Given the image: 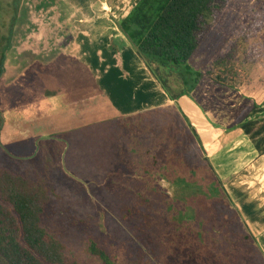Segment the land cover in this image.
Masks as SVG:
<instances>
[{
    "label": "rangeland",
    "instance_id": "1",
    "mask_svg": "<svg viewBox=\"0 0 264 264\" xmlns=\"http://www.w3.org/2000/svg\"><path fill=\"white\" fill-rule=\"evenodd\" d=\"M101 2L102 6H111L109 0H0V48L5 35L19 34L21 41L30 35V28L37 32L38 20L49 25L45 18L34 15L49 4L65 14L58 18L64 27H56V32L72 26L70 31L75 33L71 37L77 36L78 29L92 34V37L86 34L80 44V54H75L87 65L88 74L96 81L109 114L102 122L64 133V127L57 129L54 120L48 119L53 113L46 110L49 109L47 100L29 107L25 117L17 118L14 106L19 96L16 98L12 93L16 86L10 76L13 68L7 69V74L0 77V113L4 119L0 134V175L3 172L22 175L32 187L39 185L48 190L49 206L42 217V226L48 235L60 241L69 262L183 264L180 260L166 262L167 251L163 245L156 237L151 241L149 234L142 232L140 225L149 206L147 202L145 205L144 202L132 203L140 176L132 171L129 162H121L126 159L122 154L128 152L148 159L157 155L168 168L176 167L179 175L190 179L188 186L160 182L163 196L175 199L178 192L179 197L189 199L176 201L180 204L175 205L173 213L180 212L178 208L187 209L185 201L190 203L195 224L203 223L197 230L205 239L211 236L206 230L215 229L211 224L220 225L214 247L209 248L227 258L221 257L216 264H264V236H255L248 228L251 240H244L245 228L241 223L246 224V219L235 203L231 207L223 204L225 197L219 189L223 185L228 196L231 187L237 189L231 186L232 182L228 183L230 177L236 184L247 174L249 184L253 182L254 168L245 174L243 170L253 163L251 160L256 153L245 155L255 147L248 137L240 135L238 128L232 129L247 100L236 89L216 86L206 77L191 94L180 97L179 92L184 89L180 74H164L158 70L171 89L170 96L177 100L171 101L120 28L121 32L117 29L118 21L123 19L119 13L116 18L102 13L104 17L95 19L93 9ZM232 15L228 12L215 23L207 49L220 48L231 33ZM108 26L117 28L109 31ZM50 40L55 42L53 38ZM8 43L11 46V38L6 46ZM16 49L14 47L12 52L17 57L10 56L11 62L21 64V71L28 74V66L22 64V60L34 62L35 54ZM147 82L152 83L147 86ZM159 93L166 102L157 99ZM37 107L40 112L35 116ZM37 120L41 125L46 123L47 128L34 126ZM131 144L139 145L138 153L129 149ZM237 151L239 157L234 155ZM175 153L177 157L172 156ZM220 153V160L227 158L221 165L217 161ZM242 163L246 165L241 167ZM210 177L222 185H217L213 179L210 184ZM133 208L145 212L144 217L130 213ZM202 214L204 217L199 218ZM226 214L231 218H226ZM234 226L239 228L237 233Z\"/></svg>",
    "mask_w": 264,
    "mask_h": 264
},
{
    "label": "trees",
    "instance_id": "2",
    "mask_svg": "<svg viewBox=\"0 0 264 264\" xmlns=\"http://www.w3.org/2000/svg\"><path fill=\"white\" fill-rule=\"evenodd\" d=\"M228 12L233 14L231 33L219 49H207L215 23ZM118 24L171 101L176 98L170 96L171 89L158 70L164 74H180L184 86L179 92L180 97L191 94L204 77L216 86L236 89L245 97L247 105L232 129L239 127L259 154H264V0H143ZM4 58L1 54L0 76ZM154 89L160 91L155 86ZM157 99L166 102L161 93ZM138 147L129 145L135 154ZM122 155L126 159L121 162H129L132 171L140 176L132 203L144 202L145 205L147 202L149 206L144 223L140 225L142 232L148 233L151 241L156 237L163 245L167 251L166 262L216 264L221 257L227 258L209 248L214 247L220 225L211 224L215 229H207L206 233L211 236L205 239L197 230L203 223L195 224L194 211L189 210L193 206L186 203L189 199L179 197L178 192L172 199L160 191V182L164 180L172 185L188 186V176L179 175L176 167L168 168L157 155L151 159L138 154L134 157L129 152ZM172 156L177 157V154ZM198 165L202 166L201 163ZM26 178L11 172L0 175V264H76L66 259L60 241L48 235L42 226V217L49 206L48 190L39 185L32 187ZM213 178L209 179L210 184ZM213 180L217 185L221 184L217 179ZM221 187L220 194L225 197L223 204L233 206L223 185ZM183 198L187 209L178 208L180 212L175 215L173 209ZM130 213L142 215V218L145 215L136 208ZM203 217L202 214L199 218ZM226 218L231 217L226 214ZM241 224L245 228L244 240H251L247 225ZM234 227V233H237L239 228ZM98 253L104 257L102 251Z\"/></svg>",
    "mask_w": 264,
    "mask_h": 264
},
{
    "label": "crops",
    "instance_id": "3",
    "mask_svg": "<svg viewBox=\"0 0 264 264\" xmlns=\"http://www.w3.org/2000/svg\"><path fill=\"white\" fill-rule=\"evenodd\" d=\"M109 1L110 7L102 6L104 3L101 2L99 3L100 5L97 6V9H93L96 11V20L105 16L102 13H110L109 17L112 18H116L117 12L120 18L128 17L138 6V3L143 0ZM49 5L43 6V10H39L34 14L36 18H45L46 22L49 21V25H46L47 23L44 25L41 19V21L38 20L37 22H39V24L36 26L38 27L37 32H34L32 28L28 27L31 29V32L25 40L20 41L19 34L11 37L5 35L1 38L3 47L0 48V50L3 51L1 53L5 56L3 74H7V69L13 68V70L11 68L12 71L10 70L12 73L10 76H13L12 79L16 83V86L13 87L12 93H15L16 98L19 96L16 102L17 106H14V111L16 115H18L17 118H21L22 116L25 117L26 110H28L29 107L32 108L34 105L38 106L41 101L47 100L46 103H48L49 109L46 110L47 112L52 111L53 113L51 114V116H53L48 119L54 120L55 128L62 129V127H64L63 133L68 131L72 132V130L80 129L90 123H97V121L102 122L108 119V108L103 104V99L97 90L96 81L92 80L90 74H88L87 65L81 63V58L75 54L76 52L80 54L82 50L80 44L85 41L86 34L90 35L88 37H92V34L89 31L78 29L77 36L75 38L71 37V35L75 33V31H70L69 27L72 26L63 28L62 32H56V27H64L63 23L61 24L58 18L65 17V14L64 11L57 10ZM110 27L111 26H108L109 31L117 28V26L114 28ZM117 29L119 30V27ZM58 35L61 36L58 38ZM9 38L12 39V44L10 46L8 43L9 46H6ZM51 38H53L55 42H51ZM15 42L17 43L15 44ZM21 45L23 47H21ZM14 47L21 53L23 52L26 54L27 52H31L35 54L36 58L34 62H30L31 60H22V64L28 66V74L21 71V64L19 65L11 62L10 56L13 57L15 55L12 52ZM16 57L15 55L14 59ZM14 65H16V68L13 67ZM3 74L1 76H3ZM39 107L35 110V116L39 115ZM37 122L38 123H35L34 126H40L42 129L47 128L46 123L41 125V122L38 120ZM238 130L240 135H244L239 127ZM244 137L248 136L244 135ZM250 154L251 156H253V154L255 155L253 160H251L253 163L251 165L247 164L248 166L242 163L241 167L243 164L246 165L243 174H245L244 172H249L251 167L254 168L253 182L249 184L251 180L247 174L243 176V179H238L236 184L234 183L236 180L230 177L228 183L232 182L231 186L234 185L237 189L234 190L233 187L230 188L229 198L236 204L238 209L242 211L246 219V225L250 231L255 236H264V154H259L256 149H252L251 153L247 152L245 156ZM234 155L239 157V152ZM220 156L221 153L217 156L219 165L224 163L227 159L220 160ZM228 176H230V174Z\"/></svg>",
    "mask_w": 264,
    "mask_h": 264
},
{
    "label": "water",
    "instance_id": "4",
    "mask_svg": "<svg viewBox=\"0 0 264 264\" xmlns=\"http://www.w3.org/2000/svg\"><path fill=\"white\" fill-rule=\"evenodd\" d=\"M0 118H1V126H0V134H1V129H2L3 124H4V119L2 118L1 113H0Z\"/></svg>",
    "mask_w": 264,
    "mask_h": 264
}]
</instances>
